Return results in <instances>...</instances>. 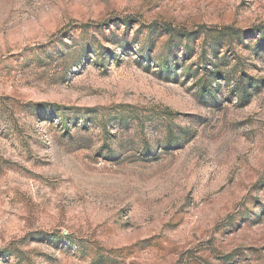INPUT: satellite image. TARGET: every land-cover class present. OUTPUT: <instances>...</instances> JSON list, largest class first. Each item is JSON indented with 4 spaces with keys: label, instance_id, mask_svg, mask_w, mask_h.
Here are the masks:
<instances>
[{
    "label": "rangeland",
    "instance_id": "rangeland-1",
    "mask_svg": "<svg viewBox=\"0 0 264 264\" xmlns=\"http://www.w3.org/2000/svg\"><path fill=\"white\" fill-rule=\"evenodd\" d=\"M0 264H264V0H0Z\"/></svg>",
    "mask_w": 264,
    "mask_h": 264
}]
</instances>
